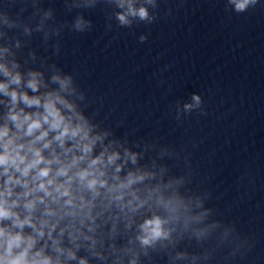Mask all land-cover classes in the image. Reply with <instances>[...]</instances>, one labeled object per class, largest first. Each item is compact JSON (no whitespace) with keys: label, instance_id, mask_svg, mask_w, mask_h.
<instances>
[{"label":"clouds","instance_id":"obj_1","mask_svg":"<svg viewBox=\"0 0 264 264\" xmlns=\"http://www.w3.org/2000/svg\"><path fill=\"white\" fill-rule=\"evenodd\" d=\"M106 2L121 10L115 19L122 27L154 19L136 0ZM257 2L227 0L236 13ZM95 3L83 0L82 6ZM145 3L155 7V0ZM0 21L16 26L7 16ZM90 26L82 16L73 24L77 32ZM5 35L0 32V38ZM191 99L186 112L201 104L199 95ZM84 100L71 74L53 66L46 80L42 71H21L11 48L0 45V264H91L90 257L139 264L141 250L147 256L171 242L173 232L187 231L207 215L193 214L192 198L178 191L182 178L165 180L166 170H154L155 162L152 168L139 166L143 153L126 140L110 139L113 133L85 114ZM195 207H201L199 200ZM133 226L136 234L128 236ZM210 227L193 232L200 238ZM124 237L126 243L118 245ZM81 250L87 255H79Z\"/></svg>","mask_w":264,"mask_h":264}]
</instances>
